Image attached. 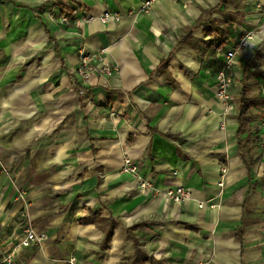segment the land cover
Returning <instances> with one entry per match:
<instances>
[{
    "label": "crops",
    "instance_id": "0c3cea01",
    "mask_svg": "<svg viewBox=\"0 0 264 264\" xmlns=\"http://www.w3.org/2000/svg\"><path fill=\"white\" fill-rule=\"evenodd\" d=\"M147 1L0 0V246L14 264H123L137 249L148 264H264V0H154L145 11ZM62 11L122 20L49 19ZM202 17L194 39L210 40L211 23L229 38L207 68L180 42ZM249 32L250 47L233 58L235 110L226 115L218 64ZM82 51L115 68L92 75L86 95L76 87ZM244 74L257 99L254 154L262 142L251 172L238 144ZM126 156L143 179L184 186L191 199L142 191L122 173ZM29 227L47 241L19 247Z\"/></svg>",
    "mask_w": 264,
    "mask_h": 264
},
{
    "label": "built area",
    "instance_id": "2783aa9c",
    "mask_svg": "<svg viewBox=\"0 0 264 264\" xmlns=\"http://www.w3.org/2000/svg\"><path fill=\"white\" fill-rule=\"evenodd\" d=\"M154 0H149L144 3L143 10L147 11L148 7ZM259 12L264 14V7H258ZM50 20H56L60 25L67 26L71 23L84 21L86 23H91L98 21L102 24H107L109 22H120L122 20V15L119 12L106 11L98 17L85 16V15H75V13H70L69 15H55L49 14ZM256 36V32H249L245 36L241 37L235 44L233 52L225 57L224 68L221 69L217 75V98L224 105L226 115L231 114L235 110L234 105V95H233V82H234V61L233 58L236 53L242 49L250 47L252 41ZM115 73V68L108 63H105L102 58L95 54H88L84 51L80 53V63L75 71L76 76V87L79 90L80 95H86V84L88 83L90 77L94 74H100L106 77H112ZM264 130V121L261 124ZM1 162V161H0ZM122 173L131 175L140 181V188L142 191L151 195H164L168 200L175 203H182L189 201L192 197L191 191L184 186H179L176 188L161 189L154 186V183L150 180H145L140 175V168L137 162L132 160L130 157L126 156L123 162ZM222 173L225 175L227 173L226 168L222 167ZM18 197L25 200L24 189H19ZM201 206L204 203L200 204ZM46 234H38L35 229L29 227L25 231V235L20 239L19 247L28 248L32 245H43L47 241ZM15 255L13 252L7 251L4 247L0 246V264H14ZM63 264H77V259L75 257H70L65 260Z\"/></svg>",
    "mask_w": 264,
    "mask_h": 264
},
{
    "label": "trees",
    "instance_id": "16d2710c",
    "mask_svg": "<svg viewBox=\"0 0 264 264\" xmlns=\"http://www.w3.org/2000/svg\"><path fill=\"white\" fill-rule=\"evenodd\" d=\"M229 0H222L221 4H225ZM238 3L237 1H234ZM221 6V5H220ZM220 7L213 9L211 11H206L204 14L208 16L207 21L211 18L213 13H215ZM36 12L44 11V7H40L35 9ZM71 12L69 11H62L60 15H69ZM237 18L242 20L243 17L237 15ZM205 17H202L195 27L192 29H188L186 35L180 40L182 44L189 45L194 48L202 61V67L207 68L210 67L213 59L217 58V52L221 50L229 41L227 33L222 28L216 26L215 24L211 23L210 26L205 30L206 36L210 37L208 41H200L196 40L192 37L193 29L202 26L205 23ZM233 52V51H232ZM231 52V53H232ZM224 68V63L218 64L217 73ZM244 74V79L242 80V87L240 92L239 98V105H238V114L237 120L239 124L238 128V144H239V154L244 160V164L248 172H251V169L258 164L260 157H256L255 154L252 152V146L250 145L255 140L260 139V130L257 127L252 125L255 121V114L254 108L256 107L257 99L253 97L252 92L249 87L246 85ZM255 132V136L253 133ZM246 150V151H245ZM136 228V227H135ZM134 228V229H135ZM111 235V231L108 232V238ZM139 246V245H138ZM137 246V247H138ZM151 259L147 256V254L137 249V253L135 257L132 259H126L123 264H148Z\"/></svg>",
    "mask_w": 264,
    "mask_h": 264
},
{
    "label": "rangeland",
    "instance_id": "374dc122",
    "mask_svg": "<svg viewBox=\"0 0 264 264\" xmlns=\"http://www.w3.org/2000/svg\"><path fill=\"white\" fill-rule=\"evenodd\" d=\"M261 143H262L261 141H258L257 143H255V148H256L255 156L256 157H260V153H261V149H262V144Z\"/></svg>",
    "mask_w": 264,
    "mask_h": 264
}]
</instances>
